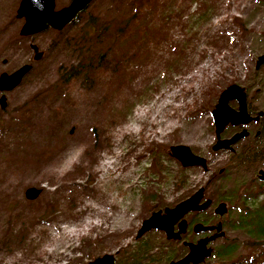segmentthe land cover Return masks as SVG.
<instances>
[{
	"label": "rangeland",
	"instance_id": "1",
	"mask_svg": "<svg viewBox=\"0 0 264 264\" xmlns=\"http://www.w3.org/2000/svg\"><path fill=\"white\" fill-rule=\"evenodd\" d=\"M70 2L55 0V10ZM19 3L0 0V74L32 65L18 87L0 92V264H88L107 254L115 264H168L186 248L157 230L136 239L137 231L205 184L211 206L185 219L189 228L220 221L225 236L202 264H264V254L256 258L264 245L249 248L250 231L238 225L264 204V117L245 126L249 137L232 153L211 150V112L226 87L243 88L248 111L264 113V62L255 68L264 0H92L72 27L30 38L19 36ZM91 18L108 34L79 42ZM122 23L124 38L115 35ZM99 56L100 66L61 82ZM177 145L204 158L207 172L181 167L169 152ZM28 188L41 193L29 201ZM219 203L223 217L213 213Z\"/></svg>",
	"mask_w": 264,
	"mask_h": 264
},
{
	"label": "water",
	"instance_id": "2",
	"mask_svg": "<svg viewBox=\"0 0 264 264\" xmlns=\"http://www.w3.org/2000/svg\"><path fill=\"white\" fill-rule=\"evenodd\" d=\"M92 0H71V2L59 9L55 10V0H20L16 10V18L23 20L19 30V36L22 38L31 37L52 29L61 31L66 27L77 14L81 13L91 3ZM33 53L32 60L39 61L43 54L39 52L34 44L29 45ZM264 62V54L258 58L255 68L258 69ZM32 69L31 64L20 66L10 74H0V92H9L20 85L23 78L29 74ZM264 76V69H263ZM237 102V109H232L228 103L230 101ZM0 107H5V98L0 97ZM215 127V142L211 146L213 152L232 151L233 146L240 140L248 136V132L242 129L230 138L221 139V133L227 125L245 126L251 121H257L263 115L259 112L257 116L249 115L246 106V93L243 88L235 84L229 85L221 91L218 101L211 112ZM170 155L183 168H201L207 172V162L204 158L193 154V152L183 145L172 146L169 148ZM222 170H220V173ZM258 179L264 182V171L258 172ZM41 193L40 189L28 188L24 192V197L29 200H35ZM211 200L205 199V189L203 187L196 190L192 195L180 201L171 208H165L153 212L148 218L142 221L136 234V239L140 238L146 232L157 230L164 233L167 240L177 241L186 233L187 221L185 216L192 213H200L209 209ZM214 215L223 217L227 213L225 203H219L213 209ZM176 228V230H175ZM194 234L212 233L210 236L198 239L196 242H183V246L187 247V253L176 261L168 264H202L208 259L212 253L209 245L219 238L225 236L222 230L221 222L215 225H203L196 223L192 226ZM88 264H115L112 255H103L100 258L89 262Z\"/></svg>",
	"mask_w": 264,
	"mask_h": 264
},
{
	"label": "trees",
	"instance_id": "3",
	"mask_svg": "<svg viewBox=\"0 0 264 264\" xmlns=\"http://www.w3.org/2000/svg\"><path fill=\"white\" fill-rule=\"evenodd\" d=\"M82 13H79L72 21L71 23L68 24L67 27H72L74 24L77 23L80 15ZM94 18L92 20V18L90 20H88L87 22H85V24H83V27L81 28L82 30V34L80 36V41L79 42H89L91 41V39L89 37H91L92 35L94 36V39L96 42H100L102 40V38L104 36H106L108 34V29L107 28H100V29H95V22H94ZM129 23L128 25L126 23H122V26L118 27L116 30L115 35L117 36H125L126 30L128 29ZM50 30V29H48ZM46 30V31H48ZM59 34H61V32H58ZM129 33V32H128ZM82 38V39H81ZM124 38V37H123ZM80 54V52H79ZM101 59V56H99L97 58L96 64H92L93 62L89 63V65H85L83 67L80 66H73V68L68 72V74L66 75V77L61 81V82H68L70 79L75 78L77 76H85V74L83 73H88L89 70L94 69L96 66H100V62L99 60ZM117 68H115L116 71ZM204 188L206 190L207 188V184L204 185ZM253 210H247L245 211L244 216L241 218L240 222L238 225H242L243 228L246 227V230L248 229L250 231V237L251 240H249L246 245L251 248V249H255V250H260L262 248V246L264 245V204H260L257 207H253ZM191 223H194V221H191ZM190 229V228H189ZM145 251V250H143ZM233 249L230 247L228 251H223V253H221V257H226V256H230L233 254ZM264 254V251H261L258 253V256L256 257L257 259L260 258L262 255ZM243 261L240 260H236V261H232V260H228L225 264H248V263H252V259L250 260H245V259H241Z\"/></svg>",
	"mask_w": 264,
	"mask_h": 264
},
{
	"label": "flooded vegetation",
	"instance_id": "4",
	"mask_svg": "<svg viewBox=\"0 0 264 264\" xmlns=\"http://www.w3.org/2000/svg\"><path fill=\"white\" fill-rule=\"evenodd\" d=\"M245 91V90H244ZM246 93V92H245ZM234 101V100H233ZM246 101H247V95H246ZM235 102V104H236V107H237V102L236 101H234ZM246 106H247V103H246ZM247 111H248V109H247ZM248 113H249V115H251L252 117H255V116H257V115H252L249 111H248ZM259 113V112H258ZM264 117V113H263V115L261 116V117H259V119L257 120V121H251L250 123H252V122H258L261 118H263ZM250 123H248V124H250ZM247 124V125H248ZM247 125H245V126H247ZM228 126H230L231 128H233V133L232 134H230L229 136H226V137H221V139H225V138H230L232 135H234L235 133H238V132H240L242 129H245V126H231V125H227L226 127H228ZM225 127V128H226ZM246 130V129H245ZM224 131V130H223ZM247 131V130H246ZM248 132V131H247ZM223 133V132H222ZM221 133V134H222ZM256 137H258L259 136V132H256V135H255ZM249 137V132H248V136L246 137V138H248ZM246 138H244V139H246ZM244 139H242V140H244ZM242 140H240V141H238L234 146H233V150L232 151H225V152H233L234 151V147L239 143V142H241ZM214 144V143H213ZM188 229H189V226H188V222H187V229H186V233L184 234V235H182L181 236V239L180 240H178V241H171V242H176V243H181L182 244V246H183V242H192V243H194V241H189L188 239H186V236L188 235L187 234V231H188ZM175 230H176V228H175ZM212 233H210L209 235H207V236H210ZM195 235H198V234H195ZM206 235H204L203 237H207ZM203 237H201V238H203ZM200 239V238H199ZM190 240H192V239H190ZM169 241V240H168ZM197 241V240H196ZM195 241V242H196ZM184 248H186V250L188 251V249H187V247H185L184 246ZM186 251V252H187ZM183 257V256H182ZM182 257H180V258H182ZM180 258H178V259H180ZM177 259V260H178Z\"/></svg>",
	"mask_w": 264,
	"mask_h": 264
}]
</instances>
